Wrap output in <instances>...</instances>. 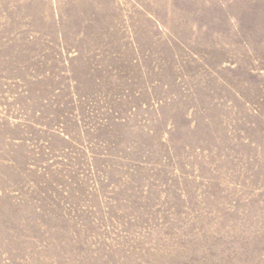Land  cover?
Returning <instances> with one entry per match:
<instances>
[{
	"label": "rangeland",
	"instance_id": "1",
	"mask_svg": "<svg viewBox=\"0 0 264 264\" xmlns=\"http://www.w3.org/2000/svg\"><path fill=\"white\" fill-rule=\"evenodd\" d=\"M0 264H264V0H0Z\"/></svg>",
	"mask_w": 264,
	"mask_h": 264
}]
</instances>
